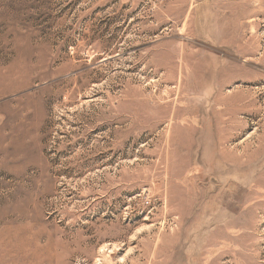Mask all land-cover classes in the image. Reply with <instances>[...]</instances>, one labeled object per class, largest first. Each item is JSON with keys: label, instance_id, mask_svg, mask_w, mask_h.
<instances>
[{"label": "rangeland", "instance_id": "1", "mask_svg": "<svg viewBox=\"0 0 264 264\" xmlns=\"http://www.w3.org/2000/svg\"><path fill=\"white\" fill-rule=\"evenodd\" d=\"M0 264H264V0H0Z\"/></svg>", "mask_w": 264, "mask_h": 264}]
</instances>
